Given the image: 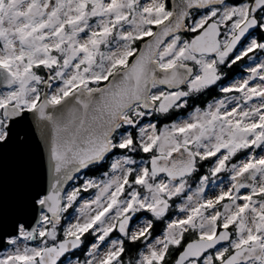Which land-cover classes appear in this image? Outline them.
I'll use <instances>...</instances> for the list:
<instances>
[{"label":"snow or ice","instance_id":"1","mask_svg":"<svg viewBox=\"0 0 264 264\" xmlns=\"http://www.w3.org/2000/svg\"><path fill=\"white\" fill-rule=\"evenodd\" d=\"M257 30L264 33V0H172L171 7L168 0H0V84L8 89L0 92V153L9 145L23 148L34 137L47 145L53 172L51 187L30 196L35 225L12 223L3 238L12 250L0 256V264H62L89 233L97 242L88 245L82 261L68 264H126L125 240L146 249L127 264H165L170 247H180L189 231L197 239L176 264H199L201 257L202 264H264V155L253 152L230 163L241 151H264V60L249 68L248 78L218 85L222 68L253 59L249 54L257 50L264 53V36L254 38ZM182 32L194 35L182 39ZM137 41L142 48L133 46ZM214 86L241 96L195 107L162 130L141 123L188 108L189 97ZM253 98L259 103L249 104ZM235 100L243 103L229 108ZM25 122L28 128L18 131ZM114 150L151 157L137 166L123 155L111 162L106 181L88 179L63 194L73 173L102 165ZM213 157L210 176L229 173L230 187L205 197L210 176L203 175L187 194L189 178ZM89 188L98 194L61 235L63 213ZM174 198H183L178 209L185 215L168 217L162 237L148 243L153 219L129 229L142 211L164 221ZM2 217L0 208V223ZM113 231L124 239L112 240L100 255ZM222 242L228 246L217 249ZM211 249L215 254L205 255Z\"/></svg>","mask_w":264,"mask_h":264},{"label":"water","instance_id":"2","mask_svg":"<svg viewBox=\"0 0 264 264\" xmlns=\"http://www.w3.org/2000/svg\"><path fill=\"white\" fill-rule=\"evenodd\" d=\"M226 2H228V0H226ZM156 30L157 29H155V31ZM243 42L245 41H242L241 43L243 44ZM142 47L143 42L140 48ZM189 66L191 67L192 64H189ZM106 84L107 82L101 85V87ZM5 88L7 87L0 84V90ZM44 91H47V89ZM30 119L33 123L35 122L34 117H30ZM27 128L28 123L25 122L24 125L18 128V131H23ZM84 171L85 169L81 170L79 173H73L74 179L62 185L63 194H66L69 188L73 185V181L78 174ZM52 180L53 172L51 163L48 159L47 145L39 146L34 137H30L29 142L23 148L9 145L2 153H0V208H2L3 211L2 223H0V251L9 246L4 243L3 238L5 234H10L13 231L12 223L16 219H22L32 223L33 226L35 225L33 219L34 213L32 209L28 207L30 196L37 191H46L49 189ZM243 190L245 189H242L241 191ZM131 224L132 222L129 223V229ZM195 239L189 240L187 243H191ZM223 243L226 242H222V244ZM184 248L179 252L177 259Z\"/></svg>","mask_w":264,"mask_h":264},{"label":"trees","instance_id":"3","mask_svg":"<svg viewBox=\"0 0 264 264\" xmlns=\"http://www.w3.org/2000/svg\"><path fill=\"white\" fill-rule=\"evenodd\" d=\"M230 2L233 3H238L240 2V0H229ZM168 6L171 7V0H168ZM156 28L154 27L153 30H155ZM254 35L257 36V38L260 40L262 36H264V33H261L259 30L254 32ZM189 36V34H188ZM190 37V36H189ZM147 39V38H145ZM143 41H137L136 44H134L135 47H140ZM133 58H130L129 63L131 62ZM245 62V58L241 61H238L236 64L232 65L230 68L228 67H224L222 68V72H223V77L222 79L218 82L219 86H223L224 84H226L236 73L241 72V70L243 69V64ZM44 71H41V75H44ZM107 81L101 82V85L105 84ZM42 88V86H41ZM223 92L219 91V87L214 86L213 88L202 92L200 94H195L191 97H189V107L186 109H181L178 110L172 114H170L169 116H159V115H153V116H149L146 117L143 121H147V120H152L154 121L158 126H161L162 124H168L173 122L174 120H176L178 118L179 115L183 114V113H187L194 105H198V106H205L208 102L215 100L216 98H218L219 96L223 95ZM250 149L248 150H244L239 152L235 157L232 158V160L230 162L236 161L238 158L243 157L244 155H246L249 152ZM126 154L128 153L126 150H114L113 153L109 154V159L112 158V155L114 154ZM132 155H134L135 157H146L147 159H150L151 157V153H143V152H138V153H131ZM108 158H106V161L100 165V166H92L89 167L87 169H85L84 173L89 174V175H97L99 174L101 171L105 170L107 168L108 165ZM215 160V157L210 158V160L208 161H204L203 165L200 167V171L195 173L193 176H191L189 179L190 181H192L193 185H196V183L199 181V177L202 175H210V173L208 172V169L211 168L213 166V161ZM107 164V165H106ZM223 173V172H222ZM220 173V174H222ZM76 178V180H74L73 184H77L80 185L79 182L80 180L83 179ZM82 182V181H81ZM83 191V190H82ZM178 200H180L179 198H174L173 199V207L170 209L169 213L167 214V217L165 218L164 221H155L154 218L151 216L150 213L147 212H140V215H145L148 216L149 219H153L154 222V228L152 231V239L155 238L156 236H158L159 234H162L166 228V222L168 217L173 218V216L178 212L177 209V203ZM73 213L72 207L69 208L67 210V212L63 213V220H62V224L58 226V230L61 232L62 235V230L67 226L66 223L69 220L71 214ZM89 235V240L87 242L86 245H89L91 242H94L96 240V237L91 235V233L88 234ZM197 238V233L189 231L187 233H185V237L184 240L181 243L180 247H176V246H171L170 250H169V255L166 257V261L165 264H175V261L177 259L178 253L184 248L185 244L192 239ZM124 239V237H123ZM151 239V240H152ZM149 240L148 243L151 241ZM125 248H126V252L124 254V256L122 257V259L126 262L127 261H133L135 262L136 259H138V253L140 251H142L145 246L137 241L135 244L130 243L129 241L125 240ZM84 252H79L76 255H74L77 259L79 260H83L84 259ZM64 264V263H62Z\"/></svg>","mask_w":264,"mask_h":264},{"label":"rangeland","instance_id":"4","mask_svg":"<svg viewBox=\"0 0 264 264\" xmlns=\"http://www.w3.org/2000/svg\"><path fill=\"white\" fill-rule=\"evenodd\" d=\"M148 2H150V0H142V3H148ZM226 3L232 4L233 2L228 1ZM201 11H204V10H201ZM194 13H195V10H194ZM181 35H182V39H188L189 38L188 33H184V34L181 33ZM254 38H256L257 40H259L256 35H254ZM249 55L251 57H253V59H249V57H245V62L243 64V67H244L243 72L237 74L232 80H229L223 86H229V85L234 84V83H236L238 81H242L243 79L248 78V76L251 75V73L249 71V68L250 67H255L261 60H264V53L260 52L259 50H257L255 53H250ZM256 83H260V81L257 79V80H253L251 82V84H256ZM161 87L164 88L165 90H167L165 86H161ZM43 90H44V88L42 86L41 91H43ZM185 90H186V86H185ZM5 91H8V89L6 88V89H1L0 90V92H5ZM233 96L239 98L241 96V93H238V92L224 93L223 95L219 96L215 100H212V101L208 102L203 107L202 106H198V105H194L187 113H183V114L179 115L178 118L176 120H174V121H179V120H182V119H186L189 116V114L193 111V109L195 107H199L201 109H205L208 104L214 103L216 100L225 99V98H231ZM236 103H243V101H239V100L232 101V103L229 104V108H231ZM258 103H259V98H253L252 101H249V104H258ZM141 123L144 124V125H147L149 123H155V122L152 121V120H147V121H144V122H141ZM171 123H168V124H171ZM168 124H162L161 126H158L157 125V128L162 130L163 127L165 125H168ZM253 152L257 156L264 155V151H261V149H250L249 152L246 155H244L243 157H240L236 161H233V162H230V163H239L240 161L246 159L247 156H248V154L253 153ZM123 155H129L133 159H135L137 161V166H139L141 164V162H144L145 164H147L148 161L150 160V159H147L146 157H138L137 158L134 155H132L131 153L114 154V155H112V158L111 159L108 158L109 159L108 160L109 163H108V165L106 164L107 165V168L105 170L101 171L97 175L84 176L82 180H80V181L78 180L79 182H77L80 185H77V184L72 185L69 188V190L67 191V193L70 192V191H72L73 189H75L77 187H81L82 188V185L88 179L96 180V181H101V180L106 181L112 175L111 169H110L111 162L114 161L115 159L123 156ZM104 173H109V176H105ZM116 174H119V173H116ZM229 175L230 174L227 173V172H223L222 174H218V176L215 177V178H213V177H211L209 175L210 176V179H209L208 188L205 190V194H204L205 197L212 198L215 195H218L219 194V191L221 190V188H224L226 190L228 187H230V182L228 180ZM221 181H223V182H221ZM188 182L191 185V190H189V192L187 194H191V192L194 191L195 188L198 186L199 181L196 183V185H193L192 184V181H190V179H189ZM247 191L248 190L245 189V190H243L241 192L242 193H246ZM97 194H98V189H96V188H89L88 191H82L81 190V192H80L77 200L73 203V206H72L73 213L71 214V216H70L69 220L67 221L66 225H68V223H75L78 218L79 219H82V217H80V212H79L80 208L82 207V205L85 202L93 200ZM121 198L123 199V197H121ZM179 199L180 200H178V203L176 205L177 206V209H178V205L183 202V198H179ZM94 207H95V205H93V208ZM138 214H140V213H138ZM184 215L185 214L184 213H181L179 211V209H178V212L173 216L172 219H181V218H184ZM138 217H139V219L136 218L135 221H134V224L131 225V231L138 230V228L142 227L141 221H143L145 219H149V217L148 216H145V215H140V216L138 215ZM162 234H159L155 238L162 237ZM155 238H153L149 243H152L155 240ZM118 239H123V235L122 236L121 235H115L112 232L110 234V236L108 238H106L105 242L101 244L100 250H99V254L100 255H103V253L106 252L108 250V248L110 247V242L112 240H118ZM94 242H97V241L95 240ZM94 242H92V243H94ZM226 246H228V242L221 244L220 246L217 247V249H219L221 247H226ZM217 249L212 250L209 254L214 255ZM11 250H12V246L9 245L7 248H5L3 251L0 252V256H2L4 253H6L8 251H11ZM143 250L146 251L145 248ZM203 259L200 260L199 264H202ZM69 260L76 261L77 258L71 256L70 258H68V260H66V262L64 264H68V261ZM186 264H188V262H186Z\"/></svg>","mask_w":264,"mask_h":264},{"label":"flooded vegetation","instance_id":"5","mask_svg":"<svg viewBox=\"0 0 264 264\" xmlns=\"http://www.w3.org/2000/svg\"><path fill=\"white\" fill-rule=\"evenodd\" d=\"M189 34V36H192V35H194V34H190V33H188ZM190 38V37H189ZM246 43V42H245ZM189 64H191V62H189ZM243 70H244V67H243V69L241 70V72H238V73H236L230 80H232L237 74H239V73H242L243 72ZM44 90H45V88H44ZM89 174H86V173H84V172H81L78 176H77V178L79 179V178H82V177H84V176H88ZM78 179H77V181H78ZM138 213L136 214V216H134L133 217V221H132V224H134V221H135V219L138 217ZM62 220H63V215H62V218H61V222H60V225L62 224ZM131 224V225H132ZM113 234H115V235H121L122 236V234L121 233H119L118 231H113ZM89 235L88 234H86L85 235V237H83V239H84V241H85V245L84 246H82V248L81 249H79V250H76V254L77 253H79L80 251L81 252H85L86 250H87V247H88V245H86L87 244V242H88V240H89ZM38 243V242H37ZM92 243V242H91ZM90 243V244H91ZM89 244V245H90ZM220 246V245H219ZM218 247V246H217ZM212 250H214V249H211V250H209V252L208 253H206L205 255H208ZM179 254V253H178ZM73 257L74 255H72L71 253H69V254H67V258H62L61 259V261H62V263H65L66 262V260H68V258H70V257ZM204 257H201L200 258V260H202ZM217 264H218V262H217Z\"/></svg>","mask_w":264,"mask_h":264}]
</instances>
